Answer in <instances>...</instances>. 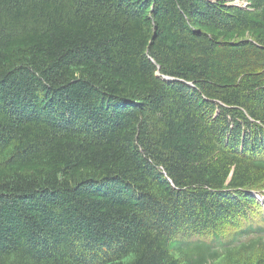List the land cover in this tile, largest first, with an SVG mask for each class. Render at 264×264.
Instances as JSON below:
<instances>
[{
    "label": "trees",
    "instance_id": "trees-1",
    "mask_svg": "<svg viewBox=\"0 0 264 264\" xmlns=\"http://www.w3.org/2000/svg\"><path fill=\"white\" fill-rule=\"evenodd\" d=\"M226 3L0 0V264H195L165 238L246 215L264 133L238 157L230 120L264 124V0Z\"/></svg>",
    "mask_w": 264,
    "mask_h": 264
},
{
    "label": "rangeland",
    "instance_id": "rangeland-1",
    "mask_svg": "<svg viewBox=\"0 0 264 264\" xmlns=\"http://www.w3.org/2000/svg\"><path fill=\"white\" fill-rule=\"evenodd\" d=\"M227 1V5H248V0H225ZM231 178L228 179V181ZM168 242H166V245L168 246L171 242L175 240V237L172 236L170 238H165ZM186 251L191 252L192 254L200 253L202 256L207 257L209 255V249L207 244L205 243H191L186 247Z\"/></svg>",
    "mask_w": 264,
    "mask_h": 264
}]
</instances>
